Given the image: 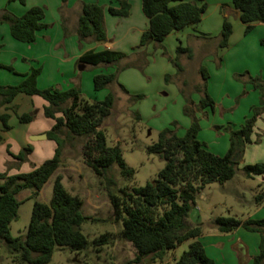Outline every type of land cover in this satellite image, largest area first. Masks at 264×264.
Instances as JSON below:
<instances>
[{"label": "trees", "instance_id": "obj_1", "mask_svg": "<svg viewBox=\"0 0 264 264\" xmlns=\"http://www.w3.org/2000/svg\"><path fill=\"white\" fill-rule=\"evenodd\" d=\"M144 15L149 20V28L140 39V47L152 43L162 44L167 36L186 27L199 24L208 9V0H141ZM24 3V0H20ZM68 0H62L65 7ZM234 7L241 13V21L246 25V34L254 29L255 24H264V0H233ZM119 8L109 7L113 16L127 17L130 12L128 0H120ZM105 9L98 4H83L78 21V35L81 41L92 39L98 43L107 40L104 26ZM45 11L41 7L31 8L25 15L18 17L4 9L0 13V23L10 26L11 35L17 41L31 44L37 39V33L49 26L44 22ZM232 35V26L225 21L220 48H227ZM264 47V40L261 41ZM178 54L192 51L182 46ZM129 56L111 50L91 51L84 54L80 64L118 65ZM134 67L133 64L128 65ZM181 70V69H180ZM204 85L207 87L206 70L201 68ZM119 69L113 74H99L94 77V90L102 91L113 83H118ZM40 70H32L18 86L5 87L0 84L2 104L11 103L18 95L39 96L48 102L45 116L55 120V126L48 132V138L57 145L53 159L35 168L30 173L9 175L0 172V248L5 245L10 253L18 255L21 263L48 264L56 249H69L80 253L89 247V241L81 232V226L88 220L84 215V201L78 195L71 194L62 183V176L55 177L53 196L49 204L36 202L33 206L29 230L25 237L13 238L10 226L18 218L21 202L17 196L27 190L38 197L48 181L61 167L64 138H85L83 156L85 164L101 180L114 184L107 179V172L114 166L120 167L121 175L132 177L134 170L126 166L121 148L109 146L103 129L105 121L113 114L115 96L108 93L102 101L90 102L85 99L79 88L67 91L57 89L40 90L37 79ZM168 76H166V82ZM255 90L260 91L262 107L254 108L253 115L247 118L238 130L227 128L230 134V147L224 156H217L208 147L199 142L200 127L194 117L193 103L187 99L184 113L192 117V123L183 137H178L171 129L159 133L158 141L148 147L150 154L160 156L166 162L158 178L144 187L120 190L122 196L109 192L110 204L115 221L122 224L120 236L131 243L136 250L134 264H164L169 252L182 243L190 241L189 249L177 260L176 264H216L206 253L199 240L202 228H191L188 221L196 208V200L205 188L211 184H225L234 179L238 171L246 146L252 143V135L258 119L264 114V80L252 79ZM120 89L130 95L131 101L141 100L142 94L132 95L121 84ZM185 85V83H184ZM204 91L199 110L211 108L215 102ZM192 105V106H191ZM61 113V116L57 115ZM139 118V115H137ZM21 123L34 120V115H22ZM5 130H9L7 116H2ZM0 137V141H1ZM259 142V139L256 141ZM32 152L25 148L16 158L24 161ZM239 157L238 161L235 159ZM246 178L264 175V163L250 164L243 167ZM263 196L257 197V202ZM212 225L220 233H231L240 227L252 232H262L264 218L261 220H242L233 217H218ZM111 234H104L94 241L96 247L110 243ZM253 264H264V252L254 258Z\"/></svg>", "mask_w": 264, "mask_h": 264}, {"label": "rangeland", "instance_id": "obj_2", "mask_svg": "<svg viewBox=\"0 0 264 264\" xmlns=\"http://www.w3.org/2000/svg\"><path fill=\"white\" fill-rule=\"evenodd\" d=\"M232 23L230 24L233 36L231 35L228 48L219 49V53L215 51L220 47L221 35L219 39L207 43L204 47L181 40L184 48L189 47L192 51L191 58L188 54H178L177 49L182 45L179 41L173 40L174 43L171 41L159 44L161 46L159 49H152L150 54L144 57L151 60L150 71L146 73H144L146 67H140L138 61L133 58L115 65L116 71L119 69L118 79L119 75H122L121 78L130 87H140L136 82L127 79L131 74L127 72L131 68L128 66L130 64L141 70L142 77L147 75L151 78L146 92H140L144 96L141 100L131 101L120 89L118 85L120 82L113 83L105 91L106 94L112 92L116 99L113 114L103 126L108 145H118L121 148L124 162L128 168L134 170V175L122 176L120 167L114 165L107 172V179L113 180L114 184H108L107 180L99 179L85 164L83 146L86 139L64 138L61 167L48 185H45L43 192L38 197H32L33 192L27 190L17 196L21 205L18 218L10 226L11 236L17 238L27 235L34 204L50 203L55 177L60 175L65 188L84 201L83 212L88 220L81 226V232L88 239L89 247L80 253L67 248L56 249L48 264H134L136 250L120 236L122 224L114 219L109 192L122 196L121 189L144 187L158 178L166 162L160 156L150 154L148 147L158 141L159 133L165 129L173 130L178 137L185 135L193 121L192 117L184 113L187 99H190L193 103L192 108L195 109L194 117L197 118L200 127L197 137L199 142L204 143L217 156H224L230 147V134L227 128L240 129L244 121L253 115V109L262 107L261 93L254 89L252 79L264 80V58L260 55L261 49L264 48L261 44L264 40V27L254 28L246 34V26L241 30L239 25ZM212 51L214 54L210 56ZM201 68L206 70L207 75V87L206 90L203 88L202 92L198 90L204 85L200 75ZM164 69L165 75L168 76L167 82L166 76L163 78L160 76V71ZM96 70L108 73L110 68L103 66ZM87 76L88 72L85 73V79ZM164 84L168 86L166 94L159 93L164 89L162 88ZM204 91L215 102L214 110L206 108L198 111L200 101L205 97ZM83 97L90 102L95 101L88 96ZM103 99L104 94L100 100ZM138 114L140 119L137 117ZM263 115L256 123V127L261 130L257 135L259 142L264 138ZM244 154L245 151L234 179L223 185L211 184L203 191L205 198L198 196L196 208L192 212L198 210L204 223L203 229L208 228V224L218 217L243 220L246 213L251 210L252 205H242L231 189L241 191L246 201H256L259 195L257 192L259 182L245 177L242 164ZM28 156L24 161L19 160L18 165L7 166L8 171L30 172L35 166L33 161H28ZM47 161L49 160L45 162ZM107 233L111 234L110 243L96 247L94 241ZM190 243L184 242L169 252L167 264H176L181 255L189 249ZM0 264L27 263H21L18 255L10 253L7 247L2 245Z\"/></svg>", "mask_w": 264, "mask_h": 264}, {"label": "crops", "instance_id": "obj_3", "mask_svg": "<svg viewBox=\"0 0 264 264\" xmlns=\"http://www.w3.org/2000/svg\"><path fill=\"white\" fill-rule=\"evenodd\" d=\"M24 1L22 3L20 0H0V11L7 9L15 16L21 17L31 8L41 7L45 11L44 22L49 27L37 33L34 43L27 44L12 37L8 24L0 23V84L2 86H18L32 70L36 69L40 70L37 79V86L40 90L67 91L77 87L82 96L101 101V95L104 94L105 99L108 93L106 94V89L99 92L94 90V77L99 74H113L116 68L111 65L80 64L79 59L84 54L103 50L120 52L129 56L122 63L128 62L131 58L136 59L140 67H146L144 72L146 73L150 71L151 60L147 59V61L144 57L150 54L152 49L157 50L161 47L156 43L140 47L141 36L149 28V20L143 13L141 0H128L130 12L127 17L113 16L108 12L109 7L119 8L120 0H68L63 9L62 0ZM85 3L98 4L105 9L104 26L107 40L104 43H98L92 39L81 41L79 38L78 21L82 5ZM207 3L208 9L199 24L170 34L162 44L179 41L184 47L181 40H187L189 43L193 42L204 47L207 43L220 38L225 21L239 25L241 30L246 26L241 21V13L234 7L233 0H208ZM258 27H264V24L254 25V28ZM227 48L219 47L215 53H219V49L226 50ZM212 54H214L213 51L210 56ZM260 55L264 58V48L261 49ZM103 66L110 68V71L105 73L96 70ZM140 71L137 67H131L127 71L131 73L127 79L136 82L140 85L139 88L130 87L123 81L122 75H119L118 82L132 95L146 92L148 83H151V78L147 75L144 76L145 78L142 77ZM87 72L88 76L85 79ZM160 72L162 78L166 76L165 69ZM162 88L164 89H161L159 93L166 94L168 86L164 84ZM48 105L42 97L26 94L18 95L9 104H2L0 98V137L2 139L0 141V172H8L9 175L26 174L19 171H8L7 166L18 165L20 161L16 159V156L27 147L32 149L28 161L34 162V169L42 166L46 160L54 158L57 145L48 138V132L53 129L56 122L45 116V108ZM26 114L34 115V120L27 124L21 123L19 117ZM138 115L140 119V114ZM2 116H7L9 130L4 128ZM57 116L60 117L61 113ZM262 120H264V115ZM260 132V128L255 127L251 137L252 143L247 145L245 150L243 166L264 163V138L261 142H256ZM249 180L259 182L257 192H259L258 196H263V199L259 203L257 198L256 203L249 202L244 199L241 191L231 189L242 205H252L251 210L242 220L243 222L264 218V175L255 176ZM201 196L205 198L203 193ZM84 208L85 204L83 210ZM190 217L192 220L189 219L188 223L191 228H202L204 223L197 209L191 213ZM199 240L204 245L207 255L216 264H253L254 258L262 251L264 252V229L262 232H252L240 227L231 233H220L210 222L208 228H202ZM164 264H167V261Z\"/></svg>", "mask_w": 264, "mask_h": 264}, {"label": "water", "instance_id": "obj_4", "mask_svg": "<svg viewBox=\"0 0 264 264\" xmlns=\"http://www.w3.org/2000/svg\"><path fill=\"white\" fill-rule=\"evenodd\" d=\"M239 160V157H237L236 159H235V161H238Z\"/></svg>", "mask_w": 264, "mask_h": 264}]
</instances>
